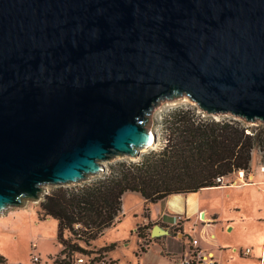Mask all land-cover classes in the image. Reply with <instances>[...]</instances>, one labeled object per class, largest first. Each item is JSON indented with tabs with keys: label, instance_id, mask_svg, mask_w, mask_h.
Instances as JSON below:
<instances>
[{
	"label": "water",
	"instance_id": "obj_1",
	"mask_svg": "<svg viewBox=\"0 0 264 264\" xmlns=\"http://www.w3.org/2000/svg\"><path fill=\"white\" fill-rule=\"evenodd\" d=\"M181 98L264 124V0H0V215L139 159Z\"/></svg>",
	"mask_w": 264,
	"mask_h": 264
},
{
	"label": "trees",
	"instance_id": "obj_2",
	"mask_svg": "<svg viewBox=\"0 0 264 264\" xmlns=\"http://www.w3.org/2000/svg\"><path fill=\"white\" fill-rule=\"evenodd\" d=\"M160 123L167 137L161 149L136 161L112 162L87 183L55 187L44 195L36 209L40 219L59 222L58 241L63 250L58 264H76L81 257L77 254H108L114 248L89 250L93 241L117 223L126 193L142 195L148 217L150 205L169 196L220 187L219 178L248 174L255 151H259L264 167L262 123L250 125L233 116L216 118L192 104L169 110ZM149 225L136 230L143 244L148 241ZM0 264H7L2 255Z\"/></svg>",
	"mask_w": 264,
	"mask_h": 264
},
{
	"label": "rangeland",
	"instance_id": "obj_3",
	"mask_svg": "<svg viewBox=\"0 0 264 264\" xmlns=\"http://www.w3.org/2000/svg\"><path fill=\"white\" fill-rule=\"evenodd\" d=\"M185 104L194 105L189 99L181 98L175 101L163 102L153 111L148 127L156 134L157 142L144 149L142 156L151 150H159L165 145L166 132L160 122L169 110ZM120 160L133 159L118 157L112 162ZM136 160L138 159L134 161ZM112 162L106 163V167ZM250 173L255 177L251 178ZM98 176L91 177L87 182ZM240 177L239 173H236L227 178L232 180V183L235 184L234 187L237 189H234L231 193L225 214L230 221H235L238 224L240 232L243 233L244 250L246 248L252 250L249 256L244 257L248 262L240 264H258L264 238V169H262L259 151H255L253 154L251 171L242 179ZM240 183H246V187L237 185ZM53 188L55 186H48V193ZM209 195L222 198L221 193L217 190ZM128 196L134 195L130 194ZM38 206L39 203L29 202L20 208H10L0 215V255L7 260V264H34V257L40 259L39 264H58L57 258L63 250L58 241L59 222L54 218L40 219L36 209ZM156 206L162 207V203L159 202ZM139 223L138 218L126 213L123 209L115 226L106 229L101 237L93 241L89 250L103 249L114 245V248L108 253L109 257L113 259L111 260L112 264H154L157 261L154 258L157 250L153 249L148 255H145V252L142 251L141 245L143 247L145 245L140 243V239L136 234V227ZM191 236L192 239L195 238L194 234H191ZM169 238L174 241V251L176 252L182 251L183 245L187 244V240L183 242L177 236L170 235ZM188 243L191 244V242ZM177 255H180V252ZM80 256L89 255H76V257ZM165 263L166 261L163 260L162 264Z\"/></svg>",
	"mask_w": 264,
	"mask_h": 264
},
{
	"label": "crops",
	"instance_id": "obj_4",
	"mask_svg": "<svg viewBox=\"0 0 264 264\" xmlns=\"http://www.w3.org/2000/svg\"><path fill=\"white\" fill-rule=\"evenodd\" d=\"M262 169H264L263 166ZM249 175L251 178L255 177L251 173ZM239 176L242 179L243 176H246V173L240 172ZM227 178L224 180V185L220 187L206 188L198 193L188 195L169 196L161 201L162 207L156 206L157 203L151 204L148 217L144 215L145 199L141 197V194V196H135L139 194L129 192L124 195V211L140 220L136 230L138 226L150 224L148 233H146L148 241L144 245L145 255H148L153 249L157 250L154 257L157 261L154 264H162L163 260L166 261L165 264H170L173 257L185 256L191 247H196L202 253L212 256L216 264L248 262L244 258L246 257L244 253L250 248L244 250L243 233L240 232L238 224L235 221H230L225 214L231 193L234 189H237L234 187L235 184L232 183V180ZM237 185L246 187V183ZM216 190L221 193L222 198L209 195ZM130 194L134 196H128ZM176 219H180V221H176ZM156 225H160L167 232L156 236L153 232ZM191 234H194V239H192ZM170 235L179 237L183 242L187 240V244L183 245L182 251H174L175 245L174 241L169 238ZM188 242H191V244ZM140 243H143V240L140 239ZM179 252L180 255H177ZM260 256L258 264H263L264 238Z\"/></svg>",
	"mask_w": 264,
	"mask_h": 264
},
{
	"label": "built area",
	"instance_id": "obj_5",
	"mask_svg": "<svg viewBox=\"0 0 264 264\" xmlns=\"http://www.w3.org/2000/svg\"><path fill=\"white\" fill-rule=\"evenodd\" d=\"M225 178H219L218 183L221 186L224 185ZM176 221H180V219H176ZM252 252L251 249H247L245 251V255H250ZM112 259L106 253H95L92 256H81L77 259L76 264H112ZM34 264H39L40 259L38 257H34ZM170 264H216L213 260V257L202 253L196 247H191L189 252L182 257H173L171 259Z\"/></svg>",
	"mask_w": 264,
	"mask_h": 264
}]
</instances>
